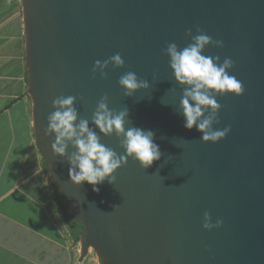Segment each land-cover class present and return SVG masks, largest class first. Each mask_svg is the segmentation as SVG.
<instances>
[{"label":"water","instance_id":"95a60500","mask_svg":"<svg viewBox=\"0 0 264 264\" xmlns=\"http://www.w3.org/2000/svg\"><path fill=\"white\" fill-rule=\"evenodd\" d=\"M19 1L78 261L264 264V0Z\"/></svg>","mask_w":264,"mask_h":264},{"label":"crops","instance_id":"0c3cea01","mask_svg":"<svg viewBox=\"0 0 264 264\" xmlns=\"http://www.w3.org/2000/svg\"><path fill=\"white\" fill-rule=\"evenodd\" d=\"M36 142L19 0H0V264H102L78 261L72 230ZM76 232V233H75Z\"/></svg>","mask_w":264,"mask_h":264},{"label":"trees","instance_id":"16d2710c","mask_svg":"<svg viewBox=\"0 0 264 264\" xmlns=\"http://www.w3.org/2000/svg\"><path fill=\"white\" fill-rule=\"evenodd\" d=\"M57 198V202H58V206L60 209H63L64 208V205L62 203V201L59 199V197H56ZM67 213V212H66ZM68 214V213H67ZM69 223V225L71 226L72 230H76V232L78 233V235L80 234V232L82 231V226L80 224H77V223H74V222H70V221H67ZM75 232V233H76ZM101 261V260H100Z\"/></svg>","mask_w":264,"mask_h":264},{"label":"rangeland","instance_id":"374dc122","mask_svg":"<svg viewBox=\"0 0 264 264\" xmlns=\"http://www.w3.org/2000/svg\"><path fill=\"white\" fill-rule=\"evenodd\" d=\"M90 254H92L93 256L96 254L95 253V251L93 250V249H90ZM97 255V254H96ZM98 257V256H97ZM98 259H100L99 257H98Z\"/></svg>","mask_w":264,"mask_h":264},{"label":"built area","instance_id":"2783aa9c","mask_svg":"<svg viewBox=\"0 0 264 264\" xmlns=\"http://www.w3.org/2000/svg\"><path fill=\"white\" fill-rule=\"evenodd\" d=\"M88 253H90V250H89V252ZM96 255V254H95ZM97 256V255H96Z\"/></svg>","mask_w":264,"mask_h":264}]
</instances>
